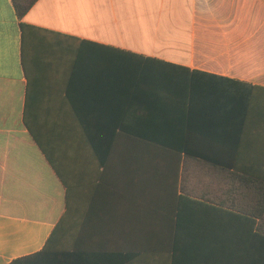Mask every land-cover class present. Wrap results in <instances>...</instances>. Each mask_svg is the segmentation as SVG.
<instances>
[{"label": "crops", "instance_id": "0c3cea01", "mask_svg": "<svg viewBox=\"0 0 264 264\" xmlns=\"http://www.w3.org/2000/svg\"><path fill=\"white\" fill-rule=\"evenodd\" d=\"M232 174L264 183V0H0V264H264Z\"/></svg>", "mask_w": 264, "mask_h": 264}, {"label": "trees", "instance_id": "16d2710c", "mask_svg": "<svg viewBox=\"0 0 264 264\" xmlns=\"http://www.w3.org/2000/svg\"><path fill=\"white\" fill-rule=\"evenodd\" d=\"M36 1L37 0H10V3L16 17L21 18ZM177 68L188 70L183 67ZM124 128L125 127H120V130ZM232 177V195L260 201V208L262 214H264V183L244 176L240 177L238 174H232ZM238 183H240V189L238 188ZM262 224H264V222H262ZM258 232L264 234V229L258 228ZM56 256L57 254L55 252L48 251L47 246H45L41 251L26 257L14 259L9 264H49Z\"/></svg>", "mask_w": 264, "mask_h": 264}]
</instances>
